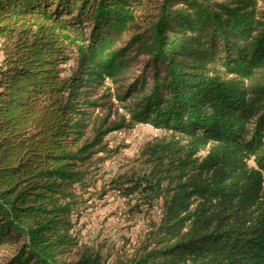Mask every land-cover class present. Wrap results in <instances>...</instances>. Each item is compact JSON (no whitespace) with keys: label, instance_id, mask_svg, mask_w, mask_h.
I'll return each mask as SVG.
<instances>
[{"label":"trees","instance_id":"1","mask_svg":"<svg viewBox=\"0 0 264 264\" xmlns=\"http://www.w3.org/2000/svg\"><path fill=\"white\" fill-rule=\"evenodd\" d=\"M0 44V264H264V0H0ZM137 124L165 134L99 196L150 231L105 256L78 226Z\"/></svg>","mask_w":264,"mask_h":264},{"label":"rangeland","instance_id":"2","mask_svg":"<svg viewBox=\"0 0 264 264\" xmlns=\"http://www.w3.org/2000/svg\"><path fill=\"white\" fill-rule=\"evenodd\" d=\"M2 59L3 52L0 44V62ZM109 87H112L110 83L107 88L104 87L100 91L102 107L95 113L100 118H108L110 122H114L122 117L123 110L115 97L114 89L110 91ZM164 134L165 131L148 124L119 129L105 138L112 151L101 152L96 156L92 174L98 186L93 188L95 195L89 200L88 208L83 213L78 229L81 240L101 250L105 256L114 254L116 249L123 245L134 252V246L141 245L150 228L146 217L130 211L124 200L116 193L110 192L100 197L101 188L110 178L137 167V159L143 146ZM158 214L157 210L156 216Z\"/></svg>","mask_w":264,"mask_h":264}]
</instances>
